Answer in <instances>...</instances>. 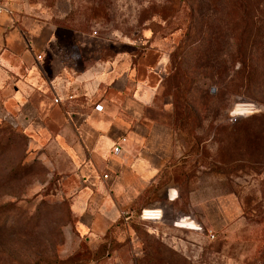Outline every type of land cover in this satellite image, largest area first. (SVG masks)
Instances as JSON below:
<instances>
[{
  "label": "rangeland",
  "instance_id": "rangeland-1",
  "mask_svg": "<svg viewBox=\"0 0 264 264\" xmlns=\"http://www.w3.org/2000/svg\"><path fill=\"white\" fill-rule=\"evenodd\" d=\"M21 1L148 78L173 152L144 208L162 218L137 208L88 239L66 161L0 89V264H264V0Z\"/></svg>",
  "mask_w": 264,
  "mask_h": 264
},
{
  "label": "crops",
  "instance_id": "crops-1",
  "mask_svg": "<svg viewBox=\"0 0 264 264\" xmlns=\"http://www.w3.org/2000/svg\"><path fill=\"white\" fill-rule=\"evenodd\" d=\"M1 1L0 89H11L15 118L43 136L47 158L66 161L75 185L69 194L72 213L93 239L124 212L152 203L149 190L173 152L172 130L156 103L158 90L127 59L86 55L83 39H61L58 27L38 20L28 4Z\"/></svg>",
  "mask_w": 264,
  "mask_h": 264
},
{
  "label": "built area",
  "instance_id": "built-area-1",
  "mask_svg": "<svg viewBox=\"0 0 264 264\" xmlns=\"http://www.w3.org/2000/svg\"><path fill=\"white\" fill-rule=\"evenodd\" d=\"M4 10H5V7L3 5V2L0 0V13L3 12ZM55 101L58 103L60 100L56 99ZM95 109L101 111L103 109V107H102V105L97 104L95 106ZM124 140L125 139H123V141ZM120 149L121 148H120L119 145H115V147L113 148V152L114 153H118L120 151ZM104 178H107V175H104ZM126 215H127L126 218H130V216H129V214L127 212H126ZM162 216H163L162 212L159 209H144L142 211V213H141V218L145 219V220L159 221L162 218ZM185 223L186 224H181V225H183V226L186 225V226H189V227L194 228V229L198 228V225H196L194 223L193 224H190V223H187V222H185ZM209 237H210V239H214L215 235L212 232H210L209 233Z\"/></svg>",
  "mask_w": 264,
  "mask_h": 264
},
{
  "label": "trees",
  "instance_id": "trees-1",
  "mask_svg": "<svg viewBox=\"0 0 264 264\" xmlns=\"http://www.w3.org/2000/svg\"><path fill=\"white\" fill-rule=\"evenodd\" d=\"M177 107V106H176ZM264 258V250H262V252H261V258Z\"/></svg>",
  "mask_w": 264,
  "mask_h": 264
}]
</instances>
